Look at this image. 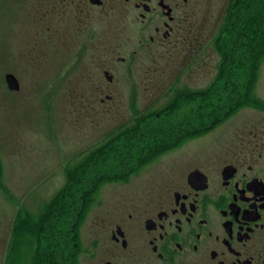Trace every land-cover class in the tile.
<instances>
[{
	"label": "rangeland",
	"instance_id": "obj_1",
	"mask_svg": "<svg viewBox=\"0 0 264 264\" xmlns=\"http://www.w3.org/2000/svg\"><path fill=\"white\" fill-rule=\"evenodd\" d=\"M67 1L0 0V227L8 241L20 222L16 251L28 222L51 225L45 247L67 229L70 196L64 191L76 175L70 172H83L87 161L103 153L108 165L117 166L116 154L129 151L125 145L147 151L157 138L142 132L162 122L180 132L189 124L200 130L184 142L181 136L167 138L177 143L143 161L144 156L131 158L130 165L139 161L141 170L128 180L104 176L108 180L88 196L76 232L75 264H90L89 253L102 249L101 244L97 251L90 249L93 234L107 231L123 205L151 190L172 160L196 153L210 157L243 134L264 141V0H241L231 9L229 24L239 30L244 47L219 79L220 55L213 41L231 0L179 5L185 20L169 38L156 36L124 0L89 5L83 14ZM236 38L228 30L220 39L222 48L232 52L229 43ZM7 74L16 78L17 91L7 88ZM203 90L206 95L197 96ZM133 121L139 129L119 139L118 132ZM42 213L39 224L34 218ZM32 238L29 264L37 252L38 237Z\"/></svg>",
	"mask_w": 264,
	"mask_h": 264
},
{
	"label": "flooded vegetation",
	"instance_id": "obj_2",
	"mask_svg": "<svg viewBox=\"0 0 264 264\" xmlns=\"http://www.w3.org/2000/svg\"><path fill=\"white\" fill-rule=\"evenodd\" d=\"M119 1L68 0L64 4L85 13L89 5L101 8ZM124 2L139 11L141 22L156 36L169 38L183 24L179 5L188 0ZM154 14L157 17L150 19ZM149 38L154 42V37ZM133 123L125 124L117 137L129 138V132L139 129V123ZM246 136L240 135L236 144L223 143L210 157L196 153L172 160L171 169L151 190L123 205L107 231L93 234L90 249L97 251L100 244L102 249L99 254L89 253V263L264 264V141L256 134ZM121 153L112 175L120 182L141 170L139 161L130 165L138 150ZM1 230L0 259L12 264L16 241L13 234L7 241Z\"/></svg>",
	"mask_w": 264,
	"mask_h": 264
},
{
	"label": "trees",
	"instance_id": "obj_3",
	"mask_svg": "<svg viewBox=\"0 0 264 264\" xmlns=\"http://www.w3.org/2000/svg\"><path fill=\"white\" fill-rule=\"evenodd\" d=\"M240 1L241 0H231L230 1L231 4L228 6V9H227L228 11L225 17V23L223 24L222 27L218 29V34L213 41V49L216 51L218 55H220V60L218 62L219 77L216 76V79L221 78L222 73L225 72L229 68L228 65L230 63L231 64L234 63L237 60V56H234L236 55L235 51H243L244 45L242 44V36L238 32L239 30L235 28V25L233 26V23L229 24V20L233 13L231 12V9H235L236 6L238 7ZM244 4L247 5L248 3L244 2ZM249 6L250 4H248L245 8L248 9ZM240 10L238 13L236 12L237 16L240 13ZM237 16L235 18H237ZM238 22L239 20L237 21V23ZM230 29L233 31L234 35L237 36L236 39L231 40L232 42L231 44L229 43V45L232 48V52L230 48H229L230 50L227 49V46H226V49H223L220 43L221 37ZM247 57H250V56H247ZM250 65L252 67V64ZM206 93H207V90H203L201 92H198L197 96L204 97ZM186 97H189V95ZM171 105L173 104H170L168 108H170ZM220 110H219V113H220ZM212 120L215 122L214 119ZM206 124H201L200 127ZM208 124L211 125L212 123H208ZM158 126L159 128H157L156 130L153 127H150V128L148 127L145 129L144 132H142L147 137H149L151 140L155 139L156 141V138H157V141L155 145H152L150 143L148 145L149 148L147 151L145 150L144 146H140V145L137 146L135 150H138L139 152V155L137 156L138 160L142 156H144L141 159V161H143L149 157H152L153 155L160 153L163 150H167L173 147L177 143V142L172 143L168 141L167 138L172 137L176 141V138L178 136H182V139H184V137L186 138L192 135L194 136L200 131L199 127H197L196 124L195 125L189 124L188 126L183 127L181 132L177 131L176 127L173 126L172 124H168L165 122H162ZM164 138H166L165 141H163ZM135 142L137 143L138 140H135ZM128 149L129 151L134 152L133 149H130V147ZM97 153H99V151ZM121 154H122L121 152H119V154H116V156H119L120 161L122 160ZM107 156H108L107 153L105 154L103 153V155H98L95 158H93L91 161L89 162L87 161L86 163L88 164L87 165L85 164L86 167L84 171L83 172L78 171L79 174L81 173L83 175V177L81 178L77 176L79 175L77 174L78 172L77 173L73 171L70 172L73 175L75 174L76 175H75V178L71 177L70 183L66 187V191H64V193H69V196H70L69 198L70 200L68 202L70 207L67 209L66 215L71 213V218H70V221H68L66 225L67 229L58 232V234H60V237L58 235L57 236L55 235L52 239V242L49 244V246L47 247L44 246V240L46 242L45 234H50L51 231H48V230L51 229V225L48 224V221L41 219V217L44 216V213H42L41 215L38 216V218H34L37 220L40 219L39 221H37L39 224H41L40 221L44 220L42 225L36 226L34 223H31V222H28L26 225H24V230H22L23 242L21 244V247L19 248V251H16V249L14 250V254H13L14 260L12 264H29L27 261L29 260V257H30V255H28L29 254L28 250L32 246V241H33L32 235H37L38 239H37V246H36L37 250H35L37 252H36V255H33L31 259L32 260L31 264H75L76 263L77 255L79 254V249L77 250L78 246L76 244L77 242L76 232H77V227L79 226V223H80L81 215H82L85 203L87 201V198L90 194L93 193V190L98 185H102L104 181L108 180L107 177H104V176L110 175L109 177H111L113 174L116 173V172L113 173V171H116L114 169H116L118 165L117 166L108 165ZM99 163L100 165H103V168H99ZM73 186H75V188ZM15 226L16 227L12 234H15L14 240L16 241L17 237L20 236V234H17L18 226H20V222L17 223ZM39 237L41 238V240ZM48 237L50 236L47 235V238ZM16 242L17 243L15 246L17 248V245L18 244L20 245V243H18V241ZM9 257L10 256L8 255V261H9Z\"/></svg>",
	"mask_w": 264,
	"mask_h": 264
},
{
	"label": "water",
	"instance_id": "obj_4",
	"mask_svg": "<svg viewBox=\"0 0 264 264\" xmlns=\"http://www.w3.org/2000/svg\"><path fill=\"white\" fill-rule=\"evenodd\" d=\"M107 80L110 81L111 77L108 75V73H104ZM5 81H6V85L8 87V89L10 90H17L18 89V83L17 80L15 79V77L12 74H7L5 76Z\"/></svg>",
	"mask_w": 264,
	"mask_h": 264
}]
</instances>
